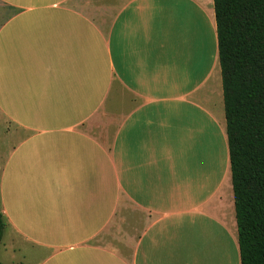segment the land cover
Instances as JSON below:
<instances>
[{"label": "crops", "instance_id": "0c3cea01", "mask_svg": "<svg viewBox=\"0 0 264 264\" xmlns=\"http://www.w3.org/2000/svg\"><path fill=\"white\" fill-rule=\"evenodd\" d=\"M2 264H241L213 0H0Z\"/></svg>", "mask_w": 264, "mask_h": 264}, {"label": "trees", "instance_id": "16d2710c", "mask_svg": "<svg viewBox=\"0 0 264 264\" xmlns=\"http://www.w3.org/2000/svg\"><path fill=\"white\" fill-rule=\"evenodd\" d=\"M213 8L240 263L264 264V0Z\"/></svg>", "mask_w": 264, "mask_h": 264}]
</instances>
